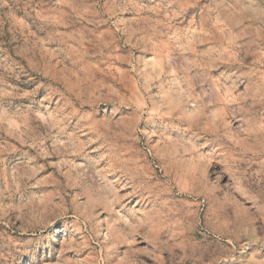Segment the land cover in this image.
Instances as JSON below:
<instances>
[{"label":"rangeland","instance_id":"obj_1","mask_svg":"<svg viewBox=\"0 0 264 264\" xmlns=\"http://www.w3.org/2000/svg\"><path fill=\"white\" fill-rule=\"evenodd\" d=\"M0 264H264V0H0Z\"/></svg>","mask_w":264,"mask_h":264}]
</instances>
